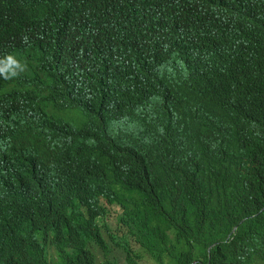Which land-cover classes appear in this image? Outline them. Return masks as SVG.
Segmentation results:
<instances>
[{
    "label": "trees",
    "instance_id": "trees-1",
    "mask_svg": "<svg viewBox=\"0 0 264 264\" xmlns=\"http://www.w3.org/2000/svg\"><path fill=\"white\" fill-rule=\"evenodd\" d=\"M81 1L98 16L109 0ZM163 1L143 25L157 35L149 40L175 37L168 58L127 64L85 39H72L71 59L67 40L55 53L85 70L90 88L151 104L149 138L114 150L85 138L74 146L85 165L70 168L66 150L67 170L29 177L11 195L1 175L17 142L0 133V264H264V0ZM26 4L0 0L8 53ZM57 85L56 65L0 77V102L15 94L30 104ZM46 241L59 254L45 259Z\"/></svg>",
    "mask_w": 264,
    "mask_h": 264
},
{
    "label": "clouds",
    "instance_id": "clouds-1",
    "mask_svg": "<svg viewBox=\"0 0 264 264\" xmlns=\"http://www.w3.org/2000/svg\"><path fill=\"white\" fill-rule=\"evenodd\" d=\"M27 1L29 5L19 12L18 26L7 37L15 47L10 49L13 53L6 48L10 43L3 40L0 44L4 52L0 56V77L11 82L26 74L43 75L56 65L58 85L52 89V96L46 93L30 104L15 94L9 95L17 101L4 95L0 102V133L13 132L17 142L3 163L1 175L4 190L11 195L20 193L29 177L67 170L62 159L66 150L74 160L70 168L85 165L74 147L85 138L102 139L114 150L150 136L148 124L152 118L147 112L153 106L135 109L112 89L90 88L86 71H80L75 61L66 64L57 60L56 48L62 41H69L68 59L72 39H85V45L127 64L149 56L168 58L176 45L175 37L145 38L157 36L143 24L153 20L159 9L166 10L163 0H109L98 16H93L81 0ZM83 42L74 53L75 60L85 48ZM0 142V156H6L8 143L1 137ZM43 244L45 259L47 250H52L51 256L59 254L47 241Z\"/></svg>",
    "mask_w": 264,
    "mask_h": 264
}]
</instances>
